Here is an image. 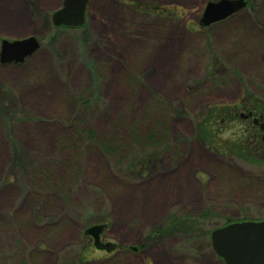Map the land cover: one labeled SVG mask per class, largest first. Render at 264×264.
<instances>
[{"label":"rangeland","instance_id":"374dc122","mask_svg":"<svg viewBox=\"0 0 264 264\" xmlns=\"http://www.w3.org/2000/svg\"><path fill=\"white\" fill-rule=\"evenodd\" d=\"M62 1L0 0V43L39 45L0 64V264H222L210 233L264 220V145L227 140L245 110L201 122L264 105V0L207 28L216 0H89L53 27Z\"/></svg>","mask_w":264,"mask_h":264},{"label":"water","instance_id":"95a60500","mask_svg":"<svg viewBox=\"0 0 264 264\" xmlns=\"http://www.w3.org/2000/svg\"><path fill=\"white\" fill-rule=\"evenodd\" d=\"M89 0H63L61 8L51 15L53 27L77 28L83 25ZM245 0H216L206 3L198 25L207 28L244 9ZM39 45L34 37L0 43V64H19L30 57ZM102 226H92L84 234L93 240L96 249L108 251L99 236ZM214 254L224 264H264V220L229 223L210 233Z\"/></svg>","mask_w":264,"mask_h":264},{"label":"trees","instance_id":"16d2710c","mask_svg":"<svg viewBox=\"0 0 264 264\" xmlns=\"http://www.w3.org/2000/svg\"><path fill=\"white\" fill-rule=\"evenodd\" d=\"M176 11V10H175ZM226 20V19H225ZM208 108L207 113L205 115V119L201 122L202 124H213L220 121H228V120H234L235 118V112L238 108ZM239 119V117H238ZM242 121V120H241ZM248 127V128H247ZM245 133L246 134H240L236 136H232V138L228 137L229 142H233L236 146V148L239 151H244L246 153H251L252 149H258V143L261 144L258 139L255 137L254 132L252 131V127L250 125H246L245 127ZM216 136L219 135L216 133ZM262 145V144H261ZM233 151V150H232ZM229 224V223H228Z\"/></svg>","mask_w":264,"mask_h":264},{"label":"flooded vegetation","instance_id":"af4514ba","mask_svg":"<svg viewBox=\"0 0 264 264\" xmlns=\"http://www.w3.org/2000/svg\"><path fill=\"white\" fill-rule=\"evenodd\" d=\"M255 103V101H254ZM256 102L251 107H245L243 105H236L237 110H245L244 113L239 114V117L244 123L252 127V131L255 134V137L258 141L264 145V105ZM136 251V249H134ZM214 253V252H213ZM214 256L222 264H224L215 254Z\"/></svg>","mask_w":264,"mask_h":264}]
</instances>
